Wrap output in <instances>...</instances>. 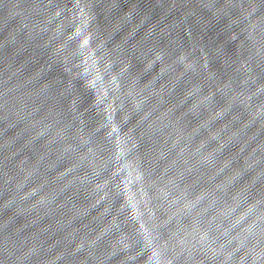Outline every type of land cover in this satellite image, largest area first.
I'll return each mask as SVG.
<instances>
[{"label": "water", "instance_id": "1", "mask_svg": "<svg viewBox=\"0 0 264 264\" xmlns=\"http://www.w3.org/2000/svg\"><path fill=\"white\" fill-rule=\"evenodd\" d=\"M0 264H185L45 0H0Z\"/></svg>", "mask_w": 264, "mask_h": 264}]
</instances>
